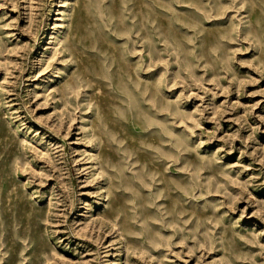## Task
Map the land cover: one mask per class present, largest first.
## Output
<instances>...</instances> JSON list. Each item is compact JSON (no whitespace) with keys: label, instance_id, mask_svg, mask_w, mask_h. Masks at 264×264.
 I'll use <instances>...</instances> for the list:
<instances>
[{"label":"rangeland","instance_id":"374dc122","mask_svg":"<svg viewBox=\"0 0 264 264\" xmlns=\"http://www.w3.org/2000/svg\"><path fill=\"white\" fill-rule=\"evenodd\" d=\"M0 264H264V0H0Z\"/></svg>","mask_w":264,"mask_h":264}]
</instances>
